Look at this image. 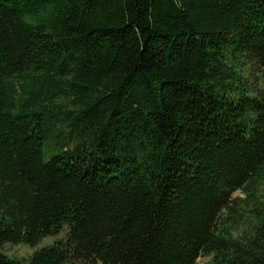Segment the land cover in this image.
Wrapping results in <instances>:
<instances>
[{
    "label": "trees",
    "instance_id": "trees-1",
    "mask_svg": "<svg viewBox=\"0 0 264 264\" xmlns=\"http://www.w3.org/2000/svg\"><path fill=\"white\" fill-rule=\"evenodd\" d=\"M0 264H264V0H0Z\"/></svg>",
    "mask_w": 264,
    "mask_h": 264
},
{
    "label": "rangeland",
    "instance_id": "rangeland-1",
    "mask_svg": "<svg viewBox=\"0 0 264 264\" xmlns=\"http://www.w3.org/2000/svg\"><path fill=\"white\" fill-rule=\"evenodd\" d=\"M62 239H64V234H61L56 237L43 238L34 247H30L24 244H16V245L6 244L1 249V252L5 254L9 259L23 263L28 261L32 253H34L36 250L50 246L56 240H62ZM202 262L204 261L200 260V263Z\"/></svg>",
    "mask_w": 264,
    "mask_h": 264
}]
</instances>
